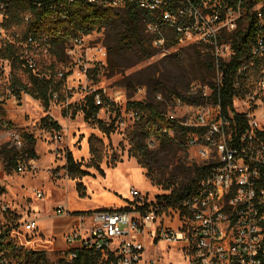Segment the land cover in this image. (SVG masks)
<instances>
[{"label": "built area", "instance_id": "obj_1", "mask_svg": "<svg viewBox=\"0 0 264 264\" xmlns=\"http://www.w3.org/2000/svg\"><path fill=\"white\" fill-rule=\"evenodd\" d=\"M75 1H49L55 11L52 17H58L59 3ZM85 1L115 10L133 6L142 11L147 15V31L156 35L153 45L157 49L170 47L166 44L169 31L176 33L178 43L201 42L209 47L215 68L212 91L207 84L193 82L189 93L202 94L210 101L195 108L186 104L188 112L195 110L189 120L169 115L190 127L185 129V146L196 149V156L209 168L199 184L174 203L150 199L135 186L130 187L132 201L127 208L75 211L57 202L45 216L67 217L69 223L63 231L46 234L37 214L21 221L15 209L3 201L7 180L0 167V264H159L150 255L155 242L181 249L187 264H264V0ZM244 3L251 4L250 9ZM8 6L0 0L1 18ZM248 11L255 18L254 32L247 50L238 57L233 110L225 112L220 93L227 65L236 55L233 39L227 37L244 18L248 25ZM29 18V14L25 16ZM83 36L68 38L65 52L72 54ZM7 44L22 47L25 66L38 77L49 78L30 55L35 47H49L47 36L39 42L31 35L23 40L17 31L7 32L0 24V50ZM95 49L97 62L106 64L107 47ZM2 63L7 64L3 70L9 65L10 72V60L0 56V69ZM24 95H28L24 90L19 95L9 90L6 100L24 103ZM57 98V91L52 92L51 100ZM94 99L102 106L98 91ZM175 101L180 103V98ZM129 117L134 123L141 121L138 110H131ZM121 122L119 118L117 123ZM165 131L171 133V129ZM0 139L10 148H21L25 142L20 127L4 117H0ZM12 170L23 171L24 165L17 160ZM44 195L35 190L38 199Z\"/></svg>", "mask_w": 264, "mask_h": 264}, {"label": "rangeland", "instance_id": "obj_2", "mask_svg": "<svg viewBox=\"0 0 264 264\" xmlns=\"http://www.w3.org/2000/svg\"><path fill=\"white\" fill-rule=\"evenodd\" d=\"M6 18V15L0 17V24L3 27H5ZM245 25L244 18L239 28L242 29ZM6 31H17L21 37L23 36L22 27L13 26ZM107 33L106 28L93 30L82 37L80 44H69V46L74 45L72 54L67 52L63 54L59 46L55 48L54 53L47 46L35 47L30 53L37 60L39 71L62 82L57 90L59 98L52 99L47 108L41 100L29 93L24 95V103L7 101L8 91L15 92V89L20 87V82L13 87L15 79L26 84L30 82L31 76L19 61L11 67L10 72H8L9 65L8 70H3V67L7 66L5 63H2L0 69V117L10 119L18 125L24 136L33 135L36 139L34 150L37 154L36 158L31 157L25 146L27 140L21 148L12 147L16 149L17 160L22 162L24 170L1 173L7 180L3 201L15 209L21 221L37 214L46 234L63 231L68 224L69 218L67 217L55 219L45 217L57 202L65 203L75 211L98 207L100 209L127 208L131 206L132 201L131 186L147 192L150 199H157L158 195L169 194L173 188L181 186V182L189 184L197 174L196 165L203 164L196 156V149L185 146L187 131L178 127L170 133V136L174 138L175 147L170 150L168 159L163 160L166 165V174L163 179H168L169 173H175L176 176L170 181L157 183L161 176L156 177L157 171L153 170L155 181L147 177L151 169L142 167L137 158L129 153L132 146L131 135L139 125L129 117V112L134 109L129 102L153 101L166 116L173 115L179 121H185L189 120L195 111L188 112L186 104H192L195 108L199 104L209 102L210 99H204L202 103L189 102L172 90L171 82L156 91V86L153 84L134 82L130 86L124 85L122 81L125 75L138 71L180 48L198 42L183 41L170 47L156 48L157 53L152 58L124 70V73L112 74L108 61L106 64H99L96 60L98 57L96 47L105 45L109 58V46L116 44L115 41L108 44ZM167 33L169 34L170 31ZM233 37L230 34L227 38L233 39ZM199 44L203 58H207L206 53L210 52L209 47L201 42ZM214 79L215 72L207 75L205 80L194 79L190 84L193 82L197 85L207 84L211 92ZM188 89V87L186 89L179 87L178 93L188 97ZM97 91L103 98L97 118L107 124H114L115 129L110 134L104 133L93 120L85 118L82 107L86 104L87 97ZM158 95L163 98L160 99ZM178 98H180V103L175 101ZM47 114L61 125V131L50 130L42 126L40 121ZM119 118H122L121 123H117ZM4 141L0 139V147L5 144ZM146 143L151 150L163 146L162 141L153 135L146 138ZM12 148L7 145L8 150ZM69 154H72L76 163L89 171V174L82 177H71L67 164ZM7 155L8 152L0 153V160L3 161L1 168L6 167ZM94 162H97L100 167L96 168L92 165ZM188 169H192V173L187 175L185 170ZM79 183L82 186L79 187ZM35 190L44 192L45 195L41 201L36 198ZM43 205L44 209H42ZM150 255L157 258L159 264H187L183 251L169 247L165 242H155L151 245Z\"/></svg>", "mask_w": 264, "mask_h": 264}, {"label": "trees", "instance_id": "obj_3", "mask_svg": "<svg viewBox=\"0 0 264 264\" xmlns=\"http://www.w3.org/2000/svg\"><path fill=\"white\" fill-rule=\"evenodd\" d=\"M2 1H5L9 5L6 10L7 18L4 24L6 29L13 26L22 27L23 40H26L31 35L34 40L39 42L47 36L50 42L49 50L51 49L53 53L55 52V48L59 46L62 49L61 52L65 54V42L68 38L81 37L93 30L106 28L108 30V44L112 41L116 43L109 46L110 57L107 60L112 74L124 73V70L152 58L157 53V49L153 45V39L156 35L147 31L145 26L147 15L133 6L122 11L96 6L87 3L85 0H76L71 4L62 3L61 5L59 3L57 8L58 17L55 18L52 17L55 11L51 10L49 5V1L51 0ZM197 1L200 2V0ZM244 5L250 9L251 4L244 3ZM28 14L30 18L26 20L25 16ZM61 14L67 15L66 19H62ZM247 18L248 25L242 29L238 28L232 34L234 36L233 43L236 55L227 65L220 93L222 108L225 112L229 109L233 110V97L235 95L233 79L238 65V57L247 50L254 32V15L248 11ZM177 43L176 33L170 32V36L167 38V46L176 45ZM199 45L198 42L180 48L138 71L125 75L122 81L124 85L130 86L134 82L137 84H153L156 86V91H159L166 83L171 82L172 90L179 96H182L181 98L192 103H202L204 100L202 94H190L189 89L187 90L189 93L188 97L178 93L179 87L190 88L188 85H191L190 82L192 80H205L207 75L214 74L215 72L211 52L206 53L207 58H203ZM0 56L9 59L12 66H15L16 62L19 61L30 72L31 80L29 83L24 84L19 79H15L13 87H16V83L20 82V87L15 89V92L19 95L24 90L34 98L41 100L47 108L50 104L52 92L57 91L62 82L55 80L53 77L40 78L31 69H28L22 59V47L20 46L7 44L1 48ZM42 73L45 72L42 71ZM95 93L93 92L87 97L86 104L82 107L85 112V118L86 120H93L104 133L110 134L114 131L115 126L97 118V114L102 106L96 105L94 99ZM129 105L141 114V121L137 123L139 125L134 130L133 135H131L132 137L130 136V143L132 144L129 149L130 155L136 157L142 167L151 169V171H148L147 177L153 181H155V176L152 173L153 170L157 171L156 177L161 176L158 178L157 183L166 180L170 181L176 174L169 173L168 179H163L166 174V165L163 160L168 159L170 150L174 149L175 143L174 138L165 130H174L178 127L185 130L190 129V127H185L170 119L159 110L153 101L136 100L130 101ZM235 116L237 118L240 117L239 114H235ZM40 122L44 128L50 130L61 131L62 129L61 125L49 114L43 116ZM152 135L162 141L163 146L161 148L151 150L148 147L146 138ZM24 137L27 140V145H25L26 150L30 152L31 157L36 158L37 154L34 150L36 139L33 135L29 134ZM7 145L8 143H5L1 146L0 153L8 152L5 170L11 171L16 165L18 157L16 149L12 148V150H8ZM10 153L13 155L10 156ZM164 153L165 155H163ZM67 164L68 173L73 178L89 174V171L76 163L72 154L68 155ZM92 165L96 166V168L100 167L97 162L92 163ZM208 168L209 165L207 164L196 165L197 174L191 179L189 184L181 182V186L173 188L171 193L158 195L157 200L174 203L187 196L199 184ZM185 171H187L185 172L187 175L192 173V169ZM80 186H82L81 183H79Z\"/></svg>", "mask_w": 264, "mask_h": 264}, {"label": "crops", "instance_id": "obj_4", "mask_svg": "<svg viewBox=\"0 0 264 264\" xmlns=\"http://www.w3.org/2000/svg\"><path fill=\"white\" fill-rule=\"evenodd\" d=\"M5 170V169H4ZM5 173H6V170H5ZM7 174V173H6ZM37 198V197H36ZM38 199V198H37ZM38 200H42V199H38ZM12 207V206H11ZM98 208H100V207H98ZM87 209H90V208H87ZM93 209H95V208H93ZM16 212V211H15ZM46 217V216H45ZM47 219H49V218H47ZM68 223H69V221H68ZM39 224H40V220H39ZM40 227H41V224H40ZM50 228V227H49ZM41 229L42 230H44V228L43 227H41ZM44 232H45V230H44ZM50 234V233H49Z\"/></svg>", "mask_w": 264, "mask_h": 264}]
</instances>
